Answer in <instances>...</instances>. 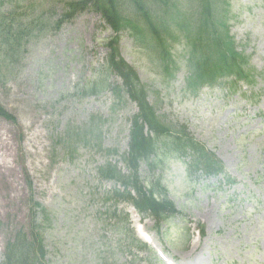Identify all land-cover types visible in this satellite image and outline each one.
<instances>
[{"label":"rangeland","instance_id":"obj_1","mask_svg":"<svg viewBox=\"0 0 264 264\" xmlns=\"http://www.w3.org/2000/svg\"><path fill=\"white\" fill-rule=\"evenodd\" d=\"M4 1L1 11L12 13L7 26L21 39L0 36V106L15 118H0V264L8 242L22 228L28 232L31 200L51 214L42 236L43 264H166L156 254L161 251L167 264H264V0L230 1L231 35L255 76L253 84L240 81L236 92L233 77L193 96L185 91L189 73L182 45L173 49L179 70L167 82L170 76L160 75L151 53L121 37L120 53L147 85L157 114L169 125L186 126L225 170L219 177L202 172L195 178L187 173V159L169 158L164 169L153 171L140 164L137 175L142 181L162 178V197L179 213L157 230L151 217L119 206L136 237L151 243L149 252L131 247L115 219L105 215L111 204L102 203L101 193L118 187L116 182L101 187L93 178L106 163L124 169L138 109L127 98L114 107L111 91L85 97L78 91L99 78L113 31L91 10L54 29L72 0ZM184 2L197 17L196 1ZM119 83L109 78V84ZM66 128L82 129L80 150L67 157L59 143Z\"/></svg>","mask_w":264,"mask_h":264},{"label":"trees","instance_id":"obj_2","mask_svg":"<svg viewBox=\"0 0 264 264\" xmlns=\"http://www.w3.org/2000/svg\"><path fill=\"white\" fill-rule=\"evenodd\" d=\"M129 1L133 15L124 9L125 0L69 1L65 12L54 22V29H60L79 14L91 10L100 14L114 33L113 37L106 40L108 52L104 66L97 71L99 78L78 91L84 97L99 96L111 91L115 96L114 107L120 105L123 98H127L138 109L130 121L129 150L122 158L124 170L106 163L96 169L93 178L100 186L102 182L115 181L116 185L123 187V190L114 188L101 193L102 203L111 204L106 208L105 215L115 219L117 229L127 237L131 247L145 249L134 239L127 225V215H123L117 206L121 202L131 203L140 213L156 219L157 230L163 222L174 217L177 211L166 196L164 199L162 197L165 194L163 191H166L161 184L162 178L151 175L152 179L142 181L137 175L140 164L145 163L153 171L158 167L164 169L169 158L187 159V173L195 178L201 172L208 176L221 175L224 173V166L213 153L194 139L186 126L169 125L157 114L149 101L147 85L120 53L121 37L123 34L128 35L135 45L151 53L153 64L161 69L160 75H166L165 79L167 75L170 76L167 82L179 70L173 49L177 46L176 43L182 45L187 52L186 66L189 73L185 91L193 96H197L206 87L220 86L222 80L233 77L235 81L231 83V89L236 92L240 81L253 84L255 76L248 70L249 58L238 50L231 35V0H194L198 4L197 17L187 10L184 0ZM5 4L4 0H0V5ZM11 15L12 13H4L0 9V36L10 38L9 42L12 41L11 38L21 39L19 34H13L12 29L7 26ZM113 75L119 80V84H109V78ZM0 118L15 122V118L1 106ZM81 132L82 129L72 131L66 128L60 136L59 143L62 144L61 151L65 157L72 154L70 150L73 153L80 150L78 140L82 136ZM228 182L234 183V180L229 179ZM92 194L97 198L100 195ZM29 209L28 232L22 228L14 241L8 242L2 264H43L46 247L42 236L44 225L49 222L51 214L34 200L30 201Z\"/></svg>","mask_w":264,"mask_h":264},{"label":"bare ground","instance_id":"obj_3","mask_svg":"<svg viewBox=\"0 0 264 264\" xmlns=\"http://www.w3.org/2000/svg\"><path fill=\"white\" fill-rule=\"evenodd\" d=\"M197 257V256H196Z\"/></svg>","mask_w":264,"mask_h":264}]
</instances>
